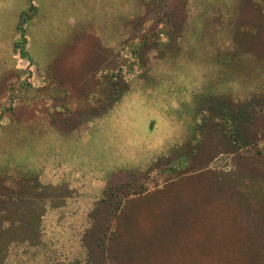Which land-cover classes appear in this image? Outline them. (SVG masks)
<instances>
[{
	"label": "rangeland",
	"instance_id": "1",
	"mask_svg": "<svg viewBox=\"0 0 264 264\" xmlns=\"http://www.w3.org/2000/svg\"><path fill=\"white\" fill-rule=\"evenodd\" d=\"M64 261L264 264V0H0V264Z\"/></svg>",
	"mask_w": 264,
	"mask_h": 264
},
{
	"label": "trees",
	"instance_id": "2",
	"mask_svg": "<svg viewBox=\"0 0 264 264\" xmlns=\"http://www.w3.org/2000/svg\"><path fill=\"white\" fill-rule=\"evenodd\" d=\"M29 10L30 11H35V13H36V8L35 7H33L32 5H30V7H29ZM34 13V14H35ZM34 14H32L31 16H28L27 17V19L26 20H34V18H35V16H36V14H35V16H34ZM24 16H25V14L23 13L22 14V16H21V22H20V24H19V26H18V28H17V30H18V32H19V39H21V42H19L17 45H16V47L17 48H20V49H22L21 50V56H23V57H27V55H26V48L24 47V44L26 43V29H24L23 27H22V25H23V23H26L25 22V19H24ZM229 60L230 61H228V62H232V61H234L232 58L230 59L229 58ZM227 62V63H228ZM194 208H195V205H194ZM173 223V222H172ZM187 222L185 221V220H180V222H179V224H177V222H174V224H176L177 225V227H178V225H183V224H186ZM176 236H178L177 234H175ZM176 239V238H175ZM97 240V238L95 239V243H93V245H94V247L97 249V250H99L100 249V241H101V239H99V241L97 242L96 241ZM113 240V239H112ZM154 251V250H153ZM257 252H259V251H257ZM131 254V253H130ZM64 264H68L69 263V261L68 262H63Z\"/></svg>",
	"mask_w": 264,
	"mask_h": 264
}]
</instances>
